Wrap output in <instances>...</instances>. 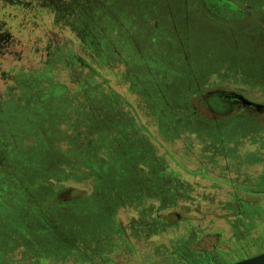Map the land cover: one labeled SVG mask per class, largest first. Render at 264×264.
<instances>
[{
    "label": "rangeland",
    "instance_id": "374dc122",
    "mask_svg": "<svg viewBox=\"0 0 264 264\" xmlns=\"http://www.w3.org/2000/svg\"><path fill=\"white\" fill-rule=\"evenodd\" d=\"M227 1L0 0V264H131L162 220L237 212L264 241V113L192 115L264 104V0Z\"/></svg>",
    "mask_w": 264,
    "mask_h": 264
},
{
    "label": "crops",
    "instance_id": "0c3cea01",
    "mask_svg": "<svg viewBox=\"0 0 264 264\" xmlns=\"http://www.w3.org/2000/svg\"><path fill=\"white\" fill-rule=\"evenodd\" d=\"M219 1L229 3L227 0ZM262 194L264 191H260L259 195ZM244 200L249 204H260V201L257 203L252 199ZM257 206L261 211H264V208ZM167 210L170 209L166 207L163 211ZM194 210L193 208L189 209V211ZM226 212L230 213V206ZM237 213L239 214H232L214 221L182 220L175 225L162 220L161 230L160 226L155 229L151 223L154 228L150 230V235L146 236L147 242L139 244L138 237L132 235L127 247L131 243L133 251L129 250V253L126 254L124 252L126 243L122 241V245H120L122 249L117 250L116 259H130L133 261L131 264H230L264 252V247H260L264 246V241H260L259 238L255 242L251 241L260 235L259 229L254 232H245L246 225L250 223V220L247 214ZM257 218L261 223L258 228H264V216L258 215ZM190 228L195 229V233L192 237L186 238L185 230ZM158 231L159 233L154 235ZM128 254L130 256H127Z\"/></svg>",
    "mask_w": 264,
    "mask_h": 264
},
{
    "label": "flooded vegetation",
    "instance_id": "af4514ba",
    "mask_svg": "<svg viewBox=\"0 0 264 264\" xmlns=\"http://www.w3.org/2000/svg\"><path fill=\"white\" fill-rule=\"evenodd\" d=\"M223 91L230 92V91L224 90V89H223ZM226 94H228V93H223L222 91H220L219 94L211 95V96L207 97L206 93H201L200 97L198 98L197 105L195 104V107L192 108V109H194V110H192L193 111L192 115H194V116L198 117L199 119L207 122L206 125L211 124L212 126L217 125V127H218V126L224 125L223 124L224 120H226L230 115H235L240 111L248 112V113L252 112L251 111L252 109L250 107L248 108V107L244 106L243 103L240 100H238V97H236V96L230 97ZM244 108H246L247 110ZM220 117H226V118H223V120H221L219 122L218 119ZM217 122H219V123H217ZM205 127H207V126H205ZM211 144H213V143H211ZM211 147H213V145H211ZM212 150H214V149H212ZM210 157H211V159L209 161L214 160L213 162H211L213 164H218V163L221 164L222 162L226 163L224 158H226L227 162H229V159L227 157L223 156V154L222 155L219 154L218 152H217V156H210ZM247 207L252 208L254 206L252 204L247 203ZM107 250H109V249H107ZM116 252L117 251H115V254H116ZM106 254L110 255L111 253L106 252Z\"/></svg>",
    "mask_w": 264,
    "mask_h": 264
},
{
    "label": "water",
    "instance_id": "95a60500",
    "mask_svg": "<svg viewBox=\"0 0 264 264\" xmlns=\"http://www.w3.org/2000/svg\"><path fill=\"white\" fill-rule=\"evenodd\" d=\"M220 91H222L223 93H228L226 95L228 96H233V97H238V100H240L244 106L246 107H250L252 110L251 111H257V112H261L264 113V104L261 103H255L247 98H245L244 96L240 95L239 93L235 92V91H223L221 89H211L206 93V96L209 97L211 95H216L219 94ZM230 264H264V252L259 253L257 255L251 256V257H247L244 258L242 260L230 263Z\"/></svg>",
    "mask_w": 264,
    "mask_h": 264
},
{
    "label": "trees",
    "instance_id": "16d2710c",
    "mask_svg": "<svg viewBox=\"0 0 264 264\" xmlns=\"http://www.w3.org/2000/svg\"><path fill=\"white\" fill-rule=\"evenodd\" d=\"M59 4V3H61V4H63L64 3V0H56V4ZM212 5H213V3H212ZM211 7H213V6H211ZM79 13V12H78Z\"/></svg>",
    "mask_w": 264,
    "mask_h": 264
}]
</instances>
